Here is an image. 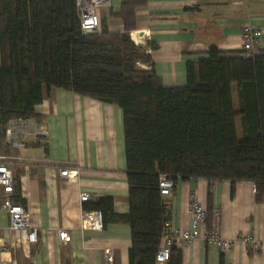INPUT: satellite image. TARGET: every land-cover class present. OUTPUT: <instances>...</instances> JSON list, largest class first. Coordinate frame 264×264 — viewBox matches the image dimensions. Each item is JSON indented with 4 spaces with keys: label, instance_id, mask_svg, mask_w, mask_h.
<instances>
[{
    "label": "trees",
    "instance_id": "1",
    "mask_svg": "<svg viewBox=\"0 0 264 264\" xmlns=\"http://www.w3.org/2000/svg\"><path fill=\"white\" fill-rule=\"evenodd\" d=\"M145 3L121 0L118 10L109 9L121 30H109L101 16L97 30L83 33L76 0H0V143L9 120L39 119L35 106L44 89L62 88L120 107L129 210L115 212L110 196L84 208L100 212L102 227L128 223V264H156L169 220L161 173L175 181L229 180L231 188L251 181L255 201L264 200V51L226 56L211 46L206 56L185 62L184 84L166 86L153 69L138 66L150 56L130 37L135 11ZM146 48L156 43L147 40ZM205 209L209 230L210 203ZM164 264H182L181 248L173 245Z\"/></svg>",
    "mask_w": 264,
    "mask_h": 264
},
{
    "label": "crops",
    "instance_id": "2",
    "mask_svg": "<svg viewBox=\"0 0 264 264\" xmlns=\"http://www.w3.org/2000/svg\"><path fill=\"white\" fill-rule=\"evenodd\" d=\"M120 3L109 0L100 7L109 30L122 29L119 19L108 16L109 9L118 10ZM135 17L130 37L150 56L139 65L153 69L166 86L184 84L185 62L206 56L211 46L226 56H246L242 54L246 25L262 32L253 52L264 51V0H146L136 9ZM147 40L155 42L156 48H146ZM232 100L238 110L235 85ZM35 110L40 117L33 119V129L43 133H25L21 149L2 141L0 155L9 160L17 200L28 211L37 240L19 244L14 250L4 248L0 264H128V223L111 222L100 230L80 226V212L97 211L84 206L100 196H110L117 213L129 210L121 108L52 87L44 89ZM236 126L240 133L239 117ZM61 166H68L74 176L61 177ZM254 189V183L247 180L236 181L233 188L229 180L190 177L176 181L171 192L163 196L169 203L170 226L187 228L189 203L197 200L205 208L210 203L212 226L217 225L223 235L234 240L230 250L220 252L204 242V224L199 235L181 247L182 264H264V200L255 201ZM81 192L89 194L88 200L79 199ZM7 226V213L0 209L1 245L7 243ZM60 228L70 234L66 243L57 236ZM244 234L258 240L257 252L248 251L241 240Z\"/></svg>",
    "mask_w": 264,
    "mask_h": 264
},
{
    "label": "built area",
    "instance_id": "3",
    "mask_svg": "<svg viewBox=\"0 0 264 264\" xmlns=\"http://www.w3.org/2000/svg\"><path fill=\"white\" fill-rule=\"evenodd\" d=\"M108 4L109 0H76L80 28L83 33L93 32L99 28V8ZM261 34V30L252 26L246 25L244 27L242 32L243 55L250 56L253 54V47ZM144 63L146 62H138V66ZM25 122H28V124H25ZM33 124V119L9 120L5 127V140L16 149L23 148L22 137L25 133L30 131L35 134L43 133L40 130H34ZM58 174L63 178H69L74 176V171L72 172L68 166H61ZM158 185L160 194L164 196L171 192L176 185V181L169 175L161 173L158 176ZM88 198L89 194L87 192L79 194L81 201H86ZM164 206L168 212L169 203L164 201ZM189 208L191 217L187 228L176 229L170 226L169 220L164 222L161 242L155 253L156 262L164 263L168 259L173 245L181 248L199 235L200 228L204 225L206 209L197 200L190 201ZM0 209L5 210L8 216L7 243L5 245L0 244V251L4 248L14 250L19 244L36 242L37 229L31 225L28 211L24 205L17 200L15 178L9 166V160L4 155H0ZM213 212L217 214L216 209ZM80 226L83 229L100 230L102 228L100 212L82 210L80 212ZM57 236L64 243L70 240V234L63 228L57 230ZM203 239L207 245L216 247L222 253L230 250L234 244V240L223 235L217 225H213L209 230H206ZM241 240L246 244L248 251L257 252L259 250V242L251 234L242 235ZM105 259L107 262L109 261L108 250L105 252Z\"/></svg>",
    "mask_w": 264,
    "mask_h": 264
},
{
    "label": "rangeland",
    "instance_id": "4",
    "mask_svg": "<svg viewBox=\"0 0 264 264\" xmlns=\"http://www.w3.org/2000/svg\"><path fill=\"white\" fill-rule=\"evenodd\" d=\"M99 10H100V8H99ZM99 16H100V18H101V12L99 11ZM237 131H238V135H240V133H239V129L237 128ZM240 137V136H239Z\"/></svg>",
    "mask_w": 264,
    "mask_h": 264
}]
</instances>
